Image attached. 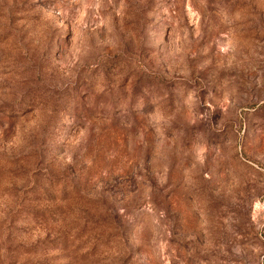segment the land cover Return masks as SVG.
Returning a JSON list of instances; mask_svg holds the SVG:
<instances>
[{
  "label": "rangeland",
  "instance_id": "374dc122",
  "mask_svg": "<svg viewBox=\"0 0 264 264\" xmlns=\"http://www.w3.org/2000/svg\"><path fill=\"white\" fill-rule=\"evenodd\" d=\"M0 264H264V0H0Z\"/></svg>",
  "mask_w": 264,
  "mask_h": 264
}]
</instances>
